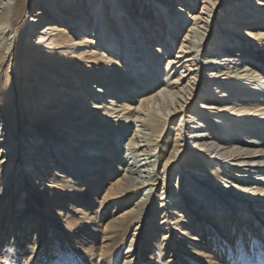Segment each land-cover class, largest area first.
<instances>
[{"label": "bare ground", "instance_id": "obj_1", "mask_svg": "<svg viewBox=\"0 0 264 264\" xmlns=\"http://www.w3.org/2000/svg\"><path fill=\"white\" fill-rule=\"evenodd\" d=\"M0 232L50 263L128 234L121 264H241V237L264 263V0H0Z\"/></svg>", "mask_w": 264, "mask_h": 264}, {"label": "rangeland", "instance_id": "obj_2", "mask_svg": "<svg viewBox=\"0 0 264 264\" xmlns=\"http://www.w3.org/2000/svg\"><path fill=\"white\" fill-rule=\"evenodd\" d=\"M216 26V24L214 25ZM198 88V87H197ZM106 100L108 98H105ZM197 100L196 99H193V103H196ZM115 119V118H114ZM42 121L45 122V124L49 121H51V118H46V119H43L42 118ZM44 126V125H43ZM135 128L134 124L133 125H130L129 126V129L128 131L126 132L127 134H129L133 129ZM44 130V129H43ZM123 142V140L121 141V143ZM124 149H126V146H124ZM122 147L121 149L119 148V154L121 155L122 154ZM134 161L133 159H130V161ZM144 161L142 160L141 163H143ZM136 165H138L136 163ZM155 168V167H154ZM156 169V168H155ZM172 175H174V172L172 173ZM142 175H146V173H142ZM187 177H188V174H186ZM144 178V177H142ZM172 178V177H171ZM188 178H191V177H188ZM164 179L166 180L167 179V176L165 174V177ZM197 181H199V179H196ZM168 182L172 183V179H167ZM8 188V187H7ZM29 190L31 189L28 188ZM37 193L35 192V196L37 197V201H43V198H41V196L44 194V189H43V186L38 184L37 185ZM204 190H206L207 192H210L212 191V189H209L207 190V188H205ZM31 191V190H30ZM157 191V194L160 192V188H157V190H155V192ZM7 193V192H6ZM5 193V194H6ZM161 193V192H160ZM213 193V191H212ZM192 196H193V192H191ZM165 193L163 194V197H164ZM27 197L31 198V199H36L34 198V196H31L29 193L26 194ZM98 197V196H97ZM21 199V200H20ZM26 198H19L18 199V206H17V210L15 209V215H14V218H17L19 215H18V212L23 211V208L21 206V204L25 201ZM164 200H171V201H177L179 204L181 205H185V202L183 200L182 197H177V198H168V199H164ZM209 202V201H208ZM71 208L70 205H66L67 209H69V207ZM223 208H225V206L222 204ZM61 214L63 213L65 217V221H69V223L65 222L63 226H61V229L63 230H57L59 235L60 236H63L64 238V233L67 232L69 235L73 232V226H75V223L76 222H71L73 220L76 221V219H78L77 216H81L80 214L76 213L75 210L73 209H69V210H66V209H59ZM17 211V212H16ZM227 211V210H226ZM21 213V212H20ZM16 216V217H15ZM45 216L48 218L47 221H49V218H51L53 215L50 214L49 212H45ZM63 216V217H64ZM52 219V218H51ZM80 221V219H79ZM135 228V226H134ZM133 232V230H131ZM39 232H40V229L38 228V231H37V235L39 237ZM1 233V232H0ZM53 233V232H52ZM220 233L216 232V235L219 236ZM175 236H173V234L171 233V238L174 239ZM131 236L130 234L126 235L121 241L120 243L118 244V247H117V256L116 258H114V260L112 261V264H121L122 262V259L124 258L125 255L127 254H130V253H126L127 251V244L129 243V240H130ZM241 246H243V248L241 249L242 251H244L243 253V262H240L241 264H246V262H248L249 264H264L262 262H258L259 260L262 261V258L260 256L259 258V254H258V260H254L252 259L249 255H248V250H247V245L244 242L243 238L241 237ZM85 241V240H84ZM255 247L257 248H254L253 250L254 251H258L259 252L262 250V246L260 243L257 242V240L255 239ZM13 242V241H11ZM86 242V241H85ZM39 243V242H38ZM67 243V242H66ZM57 245V244H56ZM138 248H140L141 246V242H139L138 244ZM261 246V247H260ZM79 247L76 245V246H73L71 244H68L67 243V246H60L58 247L57 245V255L59 256H56L53 261H51L50 263V260L52 257H48L47 254H43V253H32L30 257L29 256V250H26L25 251H20L18 249V247L16 246V242H13V243H9L8 241L6 243H1V240H0V264H90V261H87V259L83 258L82 255H81V251H79ZM78 250V251H77ZM169 255V253L165 254L164 256L167 257ZM237 260V259H236ZM249 260V261H248ZM238 261V260H237ZM236 261V262H237ZM257 261V262H256ZM92 262V261H91ZM140 262V261H139ZM251 262V263H250ZM96 263V262H95ZM145 263H148L145 261ZM96 264H103V261H99L97 262ZM140 264V263H139ZM156 264V263H155ZM158 264H162V263H158Z\"/></svg>", "mask_w": 264, "mask_h": 264}]
</instances>
